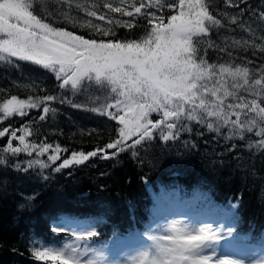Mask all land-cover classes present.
<instances>
[{
    "label": "trees",
    "instance_id": "1",
    "mask_svg": "<svg viewBox=\"0 0 264 264\" xmlns=\"http://www.w3.org/2000/svg\"><path fill=\"white\" fill-rule=\"evenodd\" d=\"M151 2L156 6L147 11L163 14L165 21L175 11L167 7L171 0ZM103 3L33 0L29 10L51 27L86 39L139 42L146 38L151 28L147 18L138 17L131 29L110 23L132 18L109 13ZM205 3L221 23L208 36L195 38L199 56L217 66L248 67L253 78H259L264 69V0H246L235 6L228 0ZM90 10L108 18L89 17ZM89 21L112 29L115 35H101L88 26ZM49 95L57 99L44 101ZM113 95L110 88L94 82L82 91L72 90L70 85L61 89L55 74L40 65L16 57L0 60V105L13 96L41 102L39 108L25 109V116L4 118L0 113V130L10 128L19 136L26 129L25 142L36 146L29 150L31 154L13 156L4 152L11 132L0 138V264H60L59 260L35 257L45 247L76 244V250L94 253L115 249L136 236L150 235L161 220V216L155 217L154 208L171 209L172 203L181 206L178 211L189 207L203 214L205 223L223 226L239 243L264 247V147L259 145L264 136L255 134L264 123L258 118V126L243 136L230 127L217 130L212 118L204 124L184 118L179 130L161 125L151 139L140 144H135L139 134L130 137L123 151H107L110 159L98 153L82 164L61 167L65 158L87 155L120 139L123 125L107 114L114 110L101 111L106 103L115 102ZM61 99L83 106L73 107ZM44 107L50 109L48 113ZM41 115L47 118L41 121ZM149 119L155 123L162 113L151 114ZM208 122H213V129H208ZM170 132L176 134L165 141L163 137ZM12 144L22 147L18 139H12ZM43 144L49 150L38 154ZM50 156L58 158L52 161ZM74 222H81L86 234L96 235L78 238L71 230Z\"/></svg>",
    "mask_w": 264,
    "mask_h": 264
},
{
    "label": "snow or ice",
    "instance_id": "2",
    "mask_svg": "<svg viewBox=\"0 0 264 264\" xmlns=\"http://www.w3.org/2000/svg\"><path fill=\"white\" fill-rule=\"evenodd\" d=\"M238 2L246 0H228L234 6ZM155 6L151 0L147 3L145 0H136V3L104 0L103 8L109 13L132 18L127 21L110 20V23L131 29L135 27L136 19L144 16L151 25L146 38L139 42H105L51 27L29 10L33 7V0H0V60L16 57L40 65L55 74L61 89L70 85L72 90L82 91L94 82L96 86L110 88L111 94H114L112 98L115 102L106 103L101 111L105 108L114 110L107 114L123 125L120 139L87 155L81 153L82 159H76L75 163L96 157L98 153L110 159L112 156L107 151L116 149L117 153L114 154L123 151L130 137L139 134L135 144H140L145 139H151L154 130L161 125H166L169 130H179L184 118L201 124L212 118L217 130L230 127L241 136L245 132H253L258 126L257 118L264 123V69L260 70L259 78H253L248 67L209 64L198 54L195 38L208 36L211 29L221 23L210 13L205 0H178V3L177 0H171L167 7L173 10L179 8V11L167 17L166 22L163 14L147 11ZM87 15L101 21L108 18L107 14L98 15L97 10L87 11ZM88 26L97 29L105 37L115 35L112 29L100 28L90 21ZM56 99L51 95L44 97L47 102ZM60 102L71 103L77 108L83 106L71 100L61 99ZM40 103L17 100L13 96L0 105V113H3L4 118L13 114L25 116L28 114L25 108H39ZM49 110L48 107L43 109L44 113ZM121 112L124 114L121 115ZM160 113L162 119L155 123L149 119L151 114ZM46 118V115L39 117L41 121ZM207 127L213 129V122H208ZM23 131V135L17 136L10 128L0 130V138L11 132L7 147L4 148L5 153L15 156L36 148L25 142L28 132L26 129ZM175 134L170 132L163 139L167 141ZM255 134L264 136V128ZM12 139H18L22 147H14ZM259 145L264 147V139L259 141ZM49 147L47 144L41 145L38 154L47 152ZM56 150L59 151V147ZM57 158L49 157L52 161ZM71 163L65 160L61 167ZM16 167L20 168L21 165L17 164ZM53 231L58 232L60 229L53 228ZM167 231L171 234L150 237L155 242L156 253L152 264H209L212 260L213 257L204 254L201 249L219 239L218 229L203 225L191 231L173 224ZM95 235V232L86 234L88 237ZM35 257L59 260L60 264H84L70 255L47 247L36 251ZM86 264L92 262L87 261ZM216 264L237 262L220 258L216 259Z\"/></svg>",
    "mask_w": 264,
    "mask_h": 264
},
{
    "label": "rangeland",
    "instance_id": "3",
    "mask_svg": "<svg viewBox=\"0 0 264 264\" xmlns=\"http://www.w3.org/2000/svg\"><path fill=\"white\" fill-rule=\"evenodd\" d=\"M178 11L179 8H176L172 15L177 14ZM179 207L181 206L177 203H172L170 205L171 209L158 205L154 208L153 213L155 217L161 216V220L160 224L157 223L152 228V233L150 235L136 236L115 250H100L96 253L87 252L86 249L84 251H78L76 250V244L69 246L72 248V251L69 250V247L55 248L53 250L63 252L65 255H70L74 259L84 262V264H86L87 261H91L92 264H152V260L155 258L156 253L154 249L155 242L150 239L151 236L159 237L162 235H170L171 233L167 230L173 224L180 227H187L191 231L197 230L200 226L208 225L213 229L219 230V239L215 242L206 244L201 249L204 254L213 257L209 264H216V259L220 258L232 259L236 261L237 264H264V247H253L239 243L232 238V235L223 226L219 225L216 227L214 222L205 223V221L202 220L203 214L201 215L197 211L191 210L189 207H182L184 210L178 211L177 209ZM80 223L81 222H74L70 225L71 230L78 237H82L86 234V232L80 228Z\"/></svg>",
    "mask_w": 264,
    "mask_h": 264
},
{
    "label": "water",
    "instance_id": "4",
    "mask_svg": "<svg viewBox=\"0 0 264 264\" xmlns=\"http://www.w3.org/2000/svg\"><path fill=\"white\" fill-rule=\"evenodd\" d=\"M76 159H82V157H78V156H77V157H69V158H65V159L62 160L61 165H63V163H64L65 160H70V161H72V163H71L69 166H71V165H75V164H76V165H79V164H82V163L85 161V160H82L81 163L77 164V163H75V160H76ZM67 167H68V166H67Z\"/></svg>",
    "mask_w": 264,
    "mask_h": 264
}]
</instances>
